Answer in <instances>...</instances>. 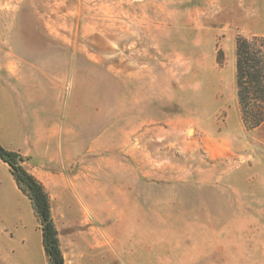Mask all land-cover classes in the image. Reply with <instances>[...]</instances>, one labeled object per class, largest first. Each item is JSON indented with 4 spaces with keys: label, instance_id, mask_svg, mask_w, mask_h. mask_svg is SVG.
I'll return each mask as SVG.
<instances>
[{
    "label": "rangeland",
    "instance_id": "obj_1",
    "mask_svg": "<svg viewBox=\"0 0 264 264\" xmlns=\"http://www.w3.org/2000/svg\"><path fill=\"white\" fill-rule=\"evenodd\" d=\"M254 34L264 0H0V144L64 264H264V124L235 86ZM0 264H47L1 160Z\"/></svg>",
    "mask_w": 264,
    "mask_h": 264
},
{
    "label": "trees",
    "instance_id": "obj_2",
    "mask_svg": "<svg viewBox=\"0 0 264 264\" xmlns=\"http://www.w3.org/2000/svg\"><path fill=\"white\" fill-rule=\"evenodd\" d=\"M222 61L219 50L217 62ZM235 86L240 117L248 129L264 124V34L238 36L235 40ZM5 162L18 189L30 200L41 228V242L47 264H64L57 229L50 213V201L42 183L28 172L22 155L0 144Z\"/></svg>",
    "mask_w": 264,
    "mask_h": 264
}]
</instances>
